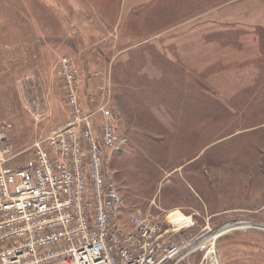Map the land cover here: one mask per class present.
<instances>
[{
  "label": "rangeland",
  "instance_id": "rangeland-1",
  "mask_svg": "<svg viewBox=\"0 0 264 264\" xmlns=\"http://www.w3.org/2000/svg\"><path fill=\"white\" fill-rule=\"evenodd\" d=\"M199 2L205 5L199 31L208 48L201 59L170 64L162 53L165 18L156 24L146 19L143 25L156 30L135 47L121 38L118 56L138 60L107 62V32L102 54L88 44L86 60V44L70 39L67 8L56 11L62 0H0V144L19 151L16 162L22 164L37 139L69 122L59 72V59L67 56L78 71L83 104L105 103L125 118L119 129L126 144L107 152L105 164L124 199V215L138 209L169 225V214L178 210L193 222L184 228L189 236L236 221L264 226V13L253 12L264 9V0ZM195 3L156 4L172 9L169 26L176 27ZM231 3L234 11L214 15L213 5ZM244 9L252 10L251 23L236 13ZM230 13L235 17L224 16ZM98 37L90 33L87 41ZM148 40L156 45L149 47ZM129 69L135 73L126 75ZM176 112L181 120L174 125ZM215 243L222 264H264L263 227L232 229Z\"/></svg>",
  "mask_w": 264,
  "mask_h": 264
},
{
  "label": "built area",
  "instance_id": "built-area-1",
  "mask_svg": "<svg viewBox=\"0 0 264 264\" xmlns=\"http://www.w3.org/2000/svg\"><path fill=\"white\" fill-rule=\"evenodd\" d=\"M59 72L69 122L37 139L22 164L19 151L0 144V264H222L217 230L189 236L191 221L163 225L138 209L124 215L105 167L106 153L127 141L120 117L105 103L83 104L67 56Z\"/></svg>",
  "mask_w": 264,
  "mask_h": 264
},
{
  "label": "crops",
  "instance_id": "crops-1",
  "mask_svg": "<svg viewBox=\"0 0 264 264\" xmlns=\"http://www.w3.org/2000/svg\"><path fill=\"white\" fill-rule=\"evenodd\" d=\"M198 1H200L199 4L203 2V0H196L195 9H193L192 7L188 11L184 10V17H187L185 19L183 17L184 20H182L181 23L176 27L175 25H173L174 27L169 26L172 22L174 23L175 19L174 13L170 12L172 9L168 6H157V0H62V10H60L57 6L56 11L61 13L63 11H66L64 8H67V12L68 14H70L68 19L70 23H68V25L72 32H74V34H72V38L70 39L74 38V44H86V47H84V55L86 57V60L89 59L88 44L96 46L93 48V51H99V54H102V49L100 48V46H102L104 43L102 36H104V32H107V34L109 35L108 39H111V41H109L110 55L108 58H105L107 62L121 57L118 56V53L120 51L118 44H120L121 38L129 41V45L135 47L140 39L150 37L153 34V31H155L156 28H151L152 26H144L143 24L146 19L150 24H156L157 20L165 18L164 21L167 22V26H165L164 28L167 31L165 32V37H167H164L165 49L162 53H164L165 60L170 61L171 64V62L173 61L179 62L188 61V59H201V56L205 53L204 50L208 48L203 37V32L199 31V29H202L203 27L201 23H203L204 19H201V16L203 15V12H205V5L197 6ZM231 4L232 6L226 4H220V6H218L217 4L218 7L216 5H213V9L214 11H216V14L214 15H218L219 17H221L222 14H225V12L227 13L231 12L232 10L234 11L235 8L233 7V3ZM251 11L249 9H244L243 11L238 10L236 11V13H239L238 15L240 19L244 21V23H251L252 21H254L252 16L250 17L249 15ZM158 12H162L164 15L158 18L155 15ZM253 12L256 15H260V13H264V9L257 8V10H253ZM144 14L149 15L146 16ZM224 16L230 19L233 15L232 13H230L229 15ZM179 18H181V16ZM176 28L180 29V32H173ZM89 30L92 31L90 32L92 36H99L98 38L94 39L96 41L88 43L87 37L90 35ZM175 33L180 34V36H174ZM84 37L85 40H83ZM152 43V41H149L147 44L150 45L149 47H151ZM75 54H77L76 51ZM151 54H155V52ZM124 55V57L122 56L120 59H125L127 57L128 59H130V61L138 60V58H136L134 54ZM81 57H83V55ZM100 59L102 60L101 57ZM87 66L88 61H86V64H84V76L88 75V67H91ZM131 72L134 74L135 70L133 69L132 71L130 70V72H126V75H130ZM183 74L184 76H186L185 72H183L182 75ZM179 108L180 107H177V109ZM176 113L171 117V124L174 125L179 124L181 120L180 113ZM118 115L119 117L121 116L120 122L124 121L125 123V118L120 111ZM203 148L204 147L202 146V150Z\"/></svg>",
  "mask_w": 264,
  "mask_h": 264
},
{
  "label": "bare ground",
  "instance_id": "bare-ground-1",
  "mask_svg": "<svg viewBox=\"0 0 264 264\" xmlns=\"http://www.w3.org/2000/svg\"><path fill=\"white\" fill-rule=\"evenodd\" d=\"M169 218H170V221L175 225H181L182 223L184 224V223L189 221V218L186 217L185 215H183L178 210L172 211L169 214ZM255 226L264 228V226H260L259 224H255V223L246 222V221H236V222H232L228 226L220 228L215 233H217L216 235H217V237H219V236L225 234L227 231H230L232 229H240V228L255 227Z\"/></svg>",
  "mask_w": 264,
  "mask_h": 264
}]
</instances>
